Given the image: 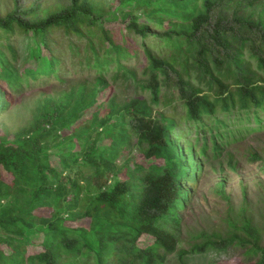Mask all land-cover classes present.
I'll return each instance as SVG.
<instances>
[{
	"label": "trees",
	"instance_id": "trees-1",
	"mask_svg": "<svg viewBox=\"0 0 264 264\" xmlns=\"http://www.w3.org/2000/svg\"><path fill=\"white\" fill-rule=\"evenodd\" d=\"M57 29L76 39L67 46L89 76L44 98L12 139L0 134V264H166L173 253V264H212L231 249L239 264H264V225L245 209L186 248L173 230L205 163L264 132V0H12L0 11V114L11 103L2 80L15 90L43 76L65 81ZM16 32L34 35L33 67L11 62ZM139 52L141 68L125 63ZM123 86L130 97L118 96ZM177 103L180 120L168 110ZM126 148L142 160L119 173ZM37 235L41 249L28 253ZM142 235L152 241L139 246Z\"/></svg>",
	"mask_w": 264,
	"mask_h": 264
},
{
	"label": "rangeland",
	"instance_id": "rangeland-1",
	"mask_svg": "<svg viewBox=\"0 0 264 264\" xmlns=\"http://www.w3.org/2000/svg\"><path fill=\"white\" fill-rule=\"evenodd\" d=\"M25 3L27 0H19ZM42 7L57 2L59 0H37ZM63 1V0H62ZM104 3L112 5L117 4L118 0H103ZM12 0H0V11L6 12L10 10ZM106 26L120 25L118 21L105 24ZM54 46H57V52L63 62L64 70L61 75L64 76V82L53 77H40L37 81H25L18 89H11L3 80L2 88L6 91V95L10 98L11 103L8 109L0 114V134H6L12 139L14 134L25 128L37 113L38 105L44 98L49 96H58L64 90L69 88V83L78 79L86 78L89 70H83L78 66V59L72 55L67 44L71 39L68 38L61 30L52 31ZM7 40H2V42ZM9 41L17 49L16 59L11 62L18 68L25 66L33 67L35 61L27 57L28 47L34 44V35L31 32H16L10 36ZM83 43V42H81ZM162 54H167L169 49L162 48ZM9 56V54H8ZM126 64L141 68V64H145L142 52L138 56L125 61ZM91 70L90 74H94ZM64 72H66L64 74ZM140 72V70L138 71ZM119 97H130L132 88L126 89L124 86L117 89ZM137 91L136 93H138ZM108 90H105L100 99H104ZM142 93V92H141ZM176 100L173 102L175 103ZM161 107V106H160ZM170 112L181 119L182 110L177 103L175 109L168 108ZM257 151L264 159V132L260 134L252 133L243 140L227 145L216 159L207 161L204 165L203 172L200 176L198 185L193 192L190 203L181 213V221L178 226L174 225L173 230L178 236V247L186 248L191 241L194 240V234L199 230L225 229L226 219L229 215L236 216L241 214L245 209V214L250 217L254 223L264 225V171L262 167L263 159L251 160V152ZM53 166L61 168L58 163L57 155L51 152L49 157ZM142 155L136 148H126L115 160V165L121 168L119 173H125L133 168L135 162H140ZM79 168L75 167L68 171L67 174L73 177ZM116 169V168H115ZM6 181L10 180V175L4 174ZM223 182L221 190L220 183ZM72 224H84V221H78ZM166 227H170L169 223H165ZM32 242L26 246L28 253L38 252L41 249V237L32 236ZM152 241V237L142 235L138 239V245L144 246ZM264 243V239H263ZM212 264H239L243 255L240 250L231 249L229 253L216 255ZM166 264L176 262V254L168 256Z\"/></svg>",
	"mask_w": 264,
	"mask_h": 264
}]
</instances>
